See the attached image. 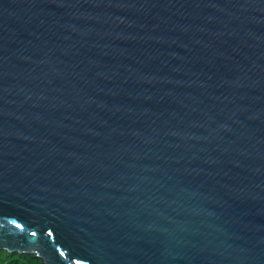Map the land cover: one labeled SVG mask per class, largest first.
I'll return each instance as SVG.
<instances>
[{
  "label": "water",
  "instance_id": "95a60500",
  "mask_svg": "<svg viewBox=\"0 0 264 264\" xmlns=\"http://www.w3.org/2000/svg\"><path fill=\"white\" fill-rule=\"evenodd\" d=\"M0 249L264 264V0H0Z\"/></svg>",
  "mask_w": 264,
  "mask_h": 264
},
{
  "label": "trees",
  "instance_id": "16d2710c",
  "mask_svg": "<svg viewBox=\"0 0 264 264\" xmlns=\"http://www.w3.org/2000/svg\"><path fill=\"white\" fill-rule=\"evenodd\" d=\"M0 264H43V260L32 253L8 252L0 249Z\"/></svg>",
  "mask_w": 264,
  "mask_h": 264
}]
</instances>
